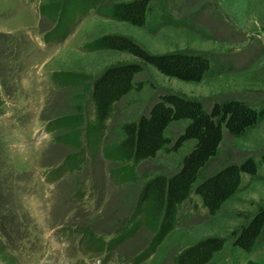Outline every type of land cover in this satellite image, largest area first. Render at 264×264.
<instances>
[{
    "label": "rangeland",
    "instance_id": "obj_1",
    "mask_svg": "<svg viewBox=\"0 0 264 264\" xmlns=\"http://www.w3.org/2000/svg\"><path fill=\"white\" fill-rule=\"evenodd\" d=\"M125 1L130 0H99L94 5L69 0H0V93L14 106L0 114V239L7 240L0 242V264H90L96 258L102 260L100 264H175L182 250L209 236L226 239L223 249L214 254L213 264H264V239L248 253L234 246L232 238L243 215H254L258 207H264V117L241 137L230 136L223 127L217 155L201 170L193 190L230 164L254 160L256 174L242 173L239 190L215 215H209L201 198L192 192L173 230L141 262L139 254L154 245L158 232L157 224L138 216L145 177L177 172L192 145L185 143L176 152L161 150L131 176L126 175L131 178L127 182L111 178L109 170L122 164L108 162L102 152L121 137L122 124L146 115L167 93L196 99L207 111L215 103L237 100L264 112V0H150L143 27L109 15L113 4ZM46 31L47 37L39 34ZM105 34L130 37L152 54H201L209 62V72L195 83L167 78L143 66L135 77L141 90L132 91L115 106L95 159L83 136L93 116L82 111L80 137L87 160L71 164L51 184L44 200L36 169L73 159L71 149L58 139L63 129L53 131V123L63 121V116H75L79 102H87L90 82L104 68L135 60L122 52L92 50L91 43ZM62 36L56 46L46 41ZM39 63L43 67L35 68ZM32 75L41 79L40 92ZM79 75L88 78L85 89L68 82V77ZM18 106L24 113L16 110ZM16 111L26 119L50 123L47 138L34 143L31 134L27 137L17 131L24 123ZM186 125V121L174 122L165 131L169 147ZM89 180L99 183L96 201L85 210L86 201L78 193L75 201L84 208L78 210L70 196ZM72 210L75 214L67 217ZM74 232L83 233L82 239L71 237Z\"/></svg>",
    "mask_w": 264,
    "mask_h": 264
},
{
    "label": "trees",
    "instance_id": "obj_2",
    "mask_svg": "<svg viewBox=\"0 0 264 264\" xmlns=\"http://www.w3.org/2000/svg\"><path fill=\"white\" fill-rule=\"evenodd\" d=\"M69 1L94 5L99 0ZM149 2L150 0L118 2L110 7L108 13L117 21L143 27L147 20ZM90 48L126 53L135 60L104 68L90 82L87 102L82 105L79 102L74 109L75 116H63L60 118L63 121L53 123L57 127H54L53 131L63 129L58 132L60 143L73 152L71 161H66L64 167L54 170V178H60L71 164L87 160L80 137L84 113L82 111L93 116V119L88 121L86 134L83 135L90 157L95 159L99 155L104 134L108 130L106 123L112 118L115 106L132 91L141 90V83H136L135 77L143 71V66H151L167 78L184 82L199 83L209 72V62L203 55L184 52L152 54L124 35L105 34L94 40ZM80 76L68 77V82L79 83L85 89L88 78ZM263 117V111L255 110L243 101L225 100L215 103L207 111L196 99L167 93L159 97L146 115L122 124L121 137L117 142L102 148L108 162L122 164V167L116 170H109L111 178L119 182L123 179H126L124 182L130 180L127 176H131L134 169L154 159L161 150L176 152L185 143L192 145L177 172L145 177L138 196V216L140 219H147L150 224H157L158 232L154 245L139 254L140 262L147 259L154 252L155 246L173 230L181 207L190 199L192 192L201 198L209 215H215L239 190L241 174H256L257 165L254 160H247L238 165L230 164L203 179L193 190L201 170L217 155L223 140V127L230 136L241 137L248 130L255 128ZM179 121H186V128L175 144L169 147L171 142L164 133L172 123ZM241 219V223L232 232L233 245L251 253L264 239V207H258L254 215L245 214ZM225 241V238L218 236L200 239L182 250L176 256L175 264H213L214 254L223 249ZM111 244L113 248L117 246L115 241ZM247 264L257 263L249 261Z\"/></svg>",
    "mask_w": 264,
    "mask_h": 264
},
{
    "label": "crops",
    "instance_id": "obj_3",
    "mask_svg": "<svg viewBox=\"0 0 264 264\" xmlns=\"http://www.w3.org/2000/svg\"><path fill=\"white\" fill-rule=\"evenodd\" d=\"M66 162L64 161V164H65ZM110 174V173H109ZM110 176H111V174H110ZM109 176V177H110ZM95 183H96V186L98 187L99 186V183L97 182V181H95Z\"/></svg>",
    "mask_w": 264,
    "mask_h": 264
},
{
    "label": "water",
    "instance_id": "obj_4",
    "mask_svg": "<svg viewBox=\"0 0 264 264\" xmlns=\"http://www.w3.org/2000/svg\"><path fill=\"white\" fill-rule=\"evenodd\" d=\"M172 54H174V53H172ZM199 55H201V54H199Z\"/></svg>",
    "mask_w": 264,
    "mask_h": 264
},
{
    "label": "bare ground",
    "instance_id": "obj_5",
    "mask_svg": "<svg viewBox=\"0 0 264 264\" xmlns=\"http://www.w3.org/2000/svg\"><path fill=\"white\" fill-rule=\"evenodd\" d=\"M21 137V136H20Z\"/></svg>",
    "mask_w": 264,
    "mask_h": 264
}]
</instances>
